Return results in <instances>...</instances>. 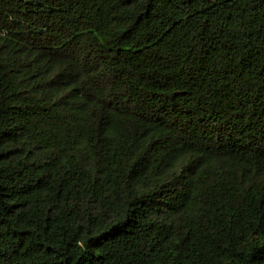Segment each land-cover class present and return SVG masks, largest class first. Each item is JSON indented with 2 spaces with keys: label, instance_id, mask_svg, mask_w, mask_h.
I'll return each mask as SVG.
<instances>
[{
  "label": "trees",
  "instance_id": "16d2710c",
  "mask_svg": "<svg viewBox=\"0 0 264 264\" xmlns=\"http://www.w3.org/2000/svg\"><path fill=\"white\" fill-rule=\"evenodd\" d=\"M0 264H264V0H0Z\"/></svg>",
  "mask_w": 264,
  "mask_h": 264
}]
</instances>
